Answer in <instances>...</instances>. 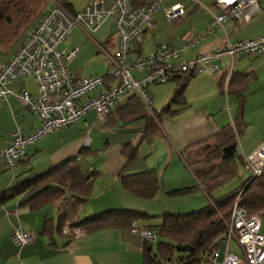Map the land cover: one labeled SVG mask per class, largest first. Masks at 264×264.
Segmentation results:
<instances>
[{
  "label": "built area",
  "instance_id": "obj_1",
  "mask_svg": "<svg viewBox=\"0 0 264 264\" xmlns=\"http://www.w3.org/2000/svg\"><path fill=\"white\" fill-rule=\"evenodd\" d=\"M164 0H153L148 5L133 8L129 0H90L78 11L69 12L58 0H51L37 23L27 30L24 38L12 55L0 64V101L8 106L7 96H15L21 104L40 118V124L28 133L20 129L11 132L4 148L0 151L8 168L23 158L28 145L54 130L72 125L93 111L98 123H106L114 105L122 98L135 96L147 108L151 105L148 87L151 84L170 81L174 74H214L219 70L220 59L225 55L230 67L239 55L254 56L264 53V36L257 39H240L227 42L222 47L199 53L192 60H184L182 51L196 46L201 35L185 34L179 45L161 44L146 55L136 53L132 45L141 34L152 27L153 15L161 11L167 21L185 16L186 6L176 1L163 5ZM193 2V0H189ZM218 13H211L206 33L210 34L228 20H248L251 14L264 8V0H213ZM113 18L116 49L108 52L97 44L108 59L105 76H77L68 68L69 62L78 53V48L64 49L63 41L76 29L86 28L94 33L103 21ZM131 53V55H130ZM143 71V73H142ZM134 72V73H133ZM30 78L37 94L33 95L26 86L14 88L15 81ZM85 138L83 145L88 146ZM246 163L253 177L264 174V142L250 155ZM225 239L212 255L211 264H264V233H261V213H247L235 199L227 222ZM129 230L143 241L153 242V232L133 220ZM69 238L84 234L80 227L64 224L61 228ZM33 232L15 227L11 241L22 246L32 241ZM234 239L241 254L229 250Z\"/></svg>",
  "mask_w": 264,
  "mask_h": 264
},
{
  "label": "trees",
  "instance_id": "obj_2",
  "mask_svg": "<svg viewBox=\"0 0 264 264\" xmlns=\"http://www.w3.org/2000/svg\"><path fill=\"white\" fill-rule=\"evenodd\" d=\"M58 1L69 12L77 11L69 1ZM151 1L153 0H129L133 8L144 7ZM47 3V0H0V43L9 44L21 35L22 41L27 30L33 27L46 11V6L49 5ZM240 56L249 55L237 57ZM220 67L216 73L220 71ZM232 67L229 65L231 77L225 90L228 94L242 97L249 87L250 74L233 71ZM192 76L195 74H174L168 81L176 82L173 94L159 110L152 108L149 87L148 92L151 96L149 108L135 96L122 98L114 105L105 124L116 122L127 124L134 120L143 122L139 141L136 144L131 141L126 142L121 149L126 164L136 155L141 142L150 143L153 136L163 137L161 121L165 117L175 115L187 106L184 91ZM224 79L225 75H222L218 81L221 89L224 87ZM242 108L243 101L239 99L233 122L223 125L209 138L187 144L180 151V158L192 171L196 183L192 186L165 189L163 192L173 199L193 195L201 189L208 195L210 201L197 209L184 212L165 211L160 216H149L140 210L111 208L91 215L79 216L82 205L91 194L96 172L92 170L83 172L78 155L68 157L41 171L34 172L29 169L18 175L13 185L0 192V205L17 196L24 197L22 204L27 205L31 211L47 204L58 203L56 229L59 231L67 223L72 227H80L86 233L105 228H129L133 220L145 221L148 218L158 217V223L151 224L146 221L141 223L153 232L156 241L155 247L154 241H144V264H211L213 253L219 243L225 239L226 225L235 199L238 198V206L249 214L264 211V174L260 177L246 178L232 191L219 197H214L212 194L237 175L240 160L237 141L245 128ZM87 148L83 146L79 155L86 153ZM117 176L123 190L137 198L150 199L161 189V181L153 167L134 173H125L121 169L118 170ZM51 228L52 221L45 219L41 233L46 234ZM177 244L189 245L191 250L179 252L176 250Z\"/></svg>",
  "mask_w": 264,
  "mask_h": 264
},
{
  "label": "crops",
  "instance_id": "obj_3",
  "mask_svg": "<svg viewBox=\"0 0 264 264\" xmlns=\"http://www.w3.org/2000/svg\"><path fill=\"white\" fill-rule=\"evenodd\" d=\"M175 2L176 0H165L167 5ZM186 8L187 12L185 16L172 21L174 25H172L171 31L167 33H164L162 29L155 28V26L158 25V21L165 20L161 12H159L158 15L153 18V28L151 27L144 32L140 38L133 43V50L139 55L144 56L153 49L149 48L146 52L143 50L148 40H153V47L160 44L179 45L181 38L185 34L201 35L202 39L196 46L186 48L182 51V58L188 61L194 59L199 53L213 51L222 47L227 42H235L239 39H257L264 36V8L253 12L248 20L240 22L228 20L223 26L217 27L210 34L206 33L210 15L211 13H218V9L214 5L213 0H193V2L186 5ZM199 8L205 9L208 14V16L202 19L204 26L201 28H198V26H192L190 29L184 28V31L178 34L177 28L179 25L180 27H183L181 26L182 24H189V26H191L192 17L190 18V16H193L195 11ZM112 26H114V20L109 17L103 21L98 30L94 33L89 32L84 27L76 28L63 41L62 45H69L71 49L77 47L79 50L76 56L82 59L80 53L82 51H87L85 49L93 50V47L97 49V44L104 46L105 43H109ZM112 43L116 49V39ZM192 49H195V52L192 53ZM76 56L69 62L68 68L71 73L80 76L79 73L81 69H79L75 62ZM83 57L85 56L83 55ZM242 57L244 56L237 57L235 64ZM85 60L88 62L87 59ZM242 62L243 61L240 63ZM229 65V58L222 55L220 71L216 73V79L213 76L211 77L216 81L218 88V93L216 91L212 97L214 98L218 94V98H215L216 101L210 106L209 110L203 109L204 111H200L192 109L186 102L187 106L179 113L165 117L161 121L163 133L161 140L164 142L166 153H169L170 159L174 158V156L171 158L172 153L177 154L180 158V151L187 144L209 138L223 125L233 122L237 114L239 99L243 101L242 120L245 123V128L240 136L246 133L247 126L254 123L245 118L244 110L247 104L246 94L250 90L252 83H260L264 80H261L260 75L253 70H235L232 67L233 71H241L250 74V83L242 97L228 94L225 87L228 86L231 77ZM222 75H225V79L224 87L221 89L218 81ZM81 76L87 75L82 74ZM172 83L176 86V82ZM14 88L16 89L18 87L14 86ZM28 90L33 95L37 94L36 90L35 93L32 89ZM258 90V94L254 95H258L257 99L264 98V84H262ZM14 97L15 96L11 94L7 96L8 106L0 101V150L4 147L5 141L9 138L13 130L18 128L23 133H28L40 124V118L23 105V107L20 106ZM22 109L26 111H21ZM15 112H18V120L15 117ZM255 119L259 118L257 117ZM257 127V135L256 138H253V141L245 140V136L241 138L239 159L242 162L244 161L243 165L248 169L246 157L264 142V125H257ZM61 134L62 133L59 132L57 134H49L43 139H39V141L28 145L25 149L23 158L16 162L14 170H9L4 161L0 160V192L13 185L17 176L29 169L34 172L41 171L74 155H78V161H80L79 151L83 147V139L72 135L63 138L60 136ZM168 164L169 161L168 163L159 161L156 165H152V167L156 169L158 174V170H166ZM112 176L114 186H117L119 189V202L115 204L118 206L125 205L122 208L131 207L130 204L126 205V203H124V201H127L129 193L121 187L117 171L116 173L114 172ZM195 183L196 180L192 178L190 183H178L177 185L165 186L163 190L192 186L195 185ZM196 194L199 195L198 202L196 204L187 202V206L191 205V207H187L188 209L186 210L197 209L209 203L210 198L203 190L199 189L193 195ZM23 198V196L13 197L0 205V264H144V241L138 235L131 233L129 228H105L92 233H86L84 231V234L80 237L72 239L64 235L61 230L59 231L56 229L59 212L58 203H51V206H54L51 208L47 207V205H50L47 204L38 210L31 211L27 205L22 204ZM131 208H136L140 211L145 210V212H147L146 205L144 204H136L135 207ZM89 210L94 209L91 208ZM89 210L86 211V209H83L79 212V216L101 212L95 209L94 213H90ZM45 219H50L52 221V228L48 233L42 234L41 228ZM139 223L143 224L145 221L139 220ZM15 227L33 232L34 237L32 241L22 246L15 245L10 238L12 230Z\"/></svg>",
  "mask_w": 264,
  "mask_h": 264
},
{
  "label": "rangeland",
  "instance_id": "obj_4",
  "mask_svg": "<svg viewBox=\"0 0 264 264\" xmlns=\"http://www.w3.org/2000/svg\"><path fill=\"white\" fill-rule=\"evenodd\" d=\"M51 0H47V4H49ZM73 4L74 8L79 10L83 8L86 3L90 0H67ZM186 6L189 4V0H176ZM108 3L111 0H107ZM163 5H167L165 0L162 1ZM48 5L46 6V8ZM158 11L153 15H158ZM208 16L205 9L199 8L195 11L193 16H190L192 19L191 26L189 24H182L178 26V34L184 31V28H189L192 26H198L201 28L204 26L203 18ZM154 24V23H153ZM173 22H168L166 20L158 21V25L155 28L162 29L164 33L170 32ZM208 26V24H207ZM153 28V26H152ZM158 31V30H157ZM203 33V32H202ZM200 33V34H202ZM191 35V34H187ZM22 35L15 40L11 41L9 44L0 43V63L4 62L8 56L12 55V52L18 47L20 43ZM109 43H103L104 48L110 52H115V46L112 42L115 41L116 35L114 26L111 27ZM153 40H148V43L145 44L143 50L146 52L149 48L153 47ZM65 47V48H64ZM71 46L62 45V48L69 49ZM71 49V48H70ZM82 51L80 56L82 57L75 58V62L78 65L80 71V75H104L108 69V59L105 56L103 51H100L97 47H93V50ZM149 51V50H148ZM192 53L195 52V49H192ZM11 54V55H10ZM83 55L85 57H83ZM185 55V54H184ZM88 62H86V60ZM243 61L242 63H240ZM235 70H243V71H251L253 70L255 73L260 75V79L264 80V53H259L254 56H244L237 61L236 64L233 65ZM229 71V70H228ZM134 73V72H133ZM143 73V71H142ZM219 73V72H218ZM216 74H200L192 76L185 88V99L190 108L204 111L209 110L210 106L216 101L215 98H218V94L216 97L213 94L218 93V88L216 81L214 78ZM216 79V77H215ZM260 80V81H261ZM264 84V81L260 83L254 82L251 85L250 90L247 92V104L244 110L245 118L249 121L254 122L247 126V131L244 135L239 136L238 138V152L241 150V138L246 137L245 140L253 141V138H256L258 127L257 125H264V98L257 99L259 92V87ZM26 86L28 89H32L35 93V84L32 79L26 78L25 80L15 81L12 83V86ZM175 88V84L172 82L164 83V84H151L149 86V91L152 96V108L159 110L167 101L170 99L173 94ZM261 94V93H259ZM15 98V97H14ZM20 106H22L21 102L15 98ZM12 105V104H11ZM23 107V106H22ZM21 111H26L22 109ZM28 113V111H27ZM15 117L18 120V112H15ZM37 115V114H36ZM38 116V115H37ZM39 117V116H38ZM259 119H255V118ZM143 131V122L141 120H134L127 124H123V122H116L113 124H100L95 119L94 112H89L83 116L76 123L59 128L54 130L50 134L62 133L60 136L65 138L71 136H78L83 139V143L86 137L90 139L88 144L87 152L82 153L79 158L80 168L83 172L87 173L89 171H95L96 175L93 177V187L91 190V194L87 201L82 205L80 212L84 209H98L96 211H104V209L109 208H122L124 206H118L115 203L119 202V189L117 186L113 184V174L118 170L123 169L125 173H134L141 171L143 169L152 167V165H156L159 161H164V163H168L166 170H158L159 179L161 181V189L155 194L154 197L150 199H142L137 198L129 194L127 197V201H124L126 205H131V207H135L136 204H144L146 205L147 212L143 210L149 216H160L165 211L170 212H183L188 211L187 202L197 203L198 202V194L196 195H188L182 197H176L170 199L167 197L163 188L165 186L177 185L178 183H190L192 178L195 180L192 171L180 160L177 154L172 153L171 158L169 157V153H166L164 142L161 140L159 136H153L151 138V142H141L138 146V150L136 155L131 159V161L126 164L125 155L122 153L121 149L126 142H132L136 144L139 141L140 135ZM49 135V134H46ZM46 135L40 138L43 139ZM39 141V140H38ZM84 146V145H83ZM185 148V147H184ZM125 165V166H124ZM159 165V164H158ZM157 165V166H158ZM16 165L9 170H14ZM37 169V168H36ZM16 171V170H15ZM253 175V171L251 169L246 168L243 165L242 161L238 162V170L237 175L231 178L224 186L212 192L214 197H219L220 195H224L229 193L234 188H236L242 181L246 178ZM120 182V181H119ZM120 185V184H119ZM105 205V206H104ZM47 207H54L53 205H47ZM131 207H125L127 209H135ZM198 207V206H196ZM94 210H89L90 213H94ZM98 213V212H97ZM158 217L148 218L145 221L148 223H158ZM139 222V220H138ZM261 233H264V211L261 212ZM156 241L153 242V246L155 247ZM229 250L232 253L241 254V250L237 245L234 239H231L229 242ZM177 252V251H176Z\"/></svg>",
  "mask_w": 264,
  "mask_h": 264
},
{
  "label": "water",
  "instance_id": "obj_5",
  "mask_svg": "<svg viewBox=\"0 0 264 264\" xmlns=\"http://www.w3.org/2000/svg\"><path fill=\"white\" fill-rule=\"evenodd\" d=\"M176 250L179 251V252H185V251H190L191 250V247L189 245H181V244H177L176 245Z\"/></svg>",
  "mask_w": 264,
  "mask_h": 264
}]
</instances>
